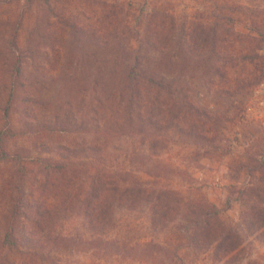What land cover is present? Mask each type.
Listing matches in <instances>:
<instances>
[{"label": "rangeland", "instance_id": "374dc122", "mask_svg": "<svg viewBox=\"0 0 264 264\" xmlns=\"http://www.w3.org/2000/svg\"><path fill=\"white\" fill-rule=\"evenodd\" d=\"M15 31L18 46L30 50L24 72L40 82L39 117L51 115L65 98L93 105V96L111 84L99 80L95 90L91 76L119 69L136 49L145 68L189 87L206 112L182 111L184 118L173 122L184 133L164 131L167 142L146 160L136 155L138 142L109 141L108 167L173 190L179 210L152 218L138 207L117 208L105 230L112 242L101 246L90 241L86 217L68 208L47 223L51 237L63 238L55 254L59 264H264V0H58L50 10L0 5V109ZM221 89L236 94L220 95ZM11 118L16 127L19 114ZM91 137L22 135L6 144L20 161L0 164V237L16 169H30L14 220L17 236L28 238L37 207L61 200L49 184L42 186L39 159H57L60 144ZM207 208L218 210L215 220L192 226V210ZM28 262L0 242V264Z\"/></svg>", "mask_w": 264, "mask_h": 264}, {"label": "trees", "instance_id": "16d2710c", "mask_svg": "<svg viewBox=\"0 0 264 264\" xmlns=\"http://www.w3.org/2000/svg\"><path fill=\"white\" fill-rule=\"evenodd\" d=\"M56 1L0 0V5L17 4L27 8L34 5L41 10H50ZM29 52L16 43V31L11 34V58L7 67V82L2 90L4 102L0 109V164L20 161L18 152L11 153L6 149V144L16 136L82 133L91 134L92 137L73 142L70 146L60 144L55 149L57 159H39L36 173L44 179L42 186L49 184L53 192L61 196V200L51 207H37L29 217L34 230L28 238L17 236L18 228L14 220L19 217V210L24 206L25 179L30 169L22 166L16 169L13 194L7 208L8 225L0 237L1 247L28 257L27 264H59L55 254L63 238L59 235L51 237L47 223L54 220L56 214L66 213L68 208L86 217L85 222L93 231L90 241L101 246H108L112 242L105 240L106 228L113 225L117 208L138 207L152 218L179 210L173 190L116 171L107 166L105 157L109 141L116 139L138 142L140 148L136 155L142 160L157 155L164 142H167L163 137L164 131L177 128V132L184 133L183 128L173 122L174 119L184 118L182 111L193 110L206 114L193 102L191 89L145 68L136 49L131 61L119 62V69L113 68L106 76H91L89 81L95 90L99 80L109 79L111 84L108 91H99L96 100L93 96V105H74L71 99L65 98L55 105L51 115L39 117L35 110L44 105V101L36 95V84L39 86L40 82L24 72ZM217 93L227 97L236 94L227 89L218 90ZM13 112L19 114L16 127L12 123ZM212 209L192 210L193 217L188 219L189 222L196 228L208 227L218 213L217 209ZM20 244L25 250L19 249Z\"/></svg>", "mask_w": 264, "mask_h": 264}]
</instances>
